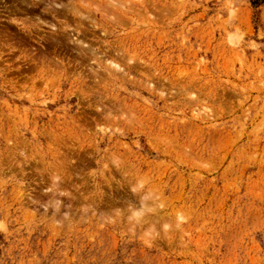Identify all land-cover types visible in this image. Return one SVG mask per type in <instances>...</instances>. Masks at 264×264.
Returning a JSON list of instances; mask_svg holds the SVG:
<instances>
[{"label": "rangeland", "instance_id": "obj_1", "mask_svg": "<svg viewBox=\"0 0 264 264\" xmlns=\"http://www.w3.org/2000/svg\"><path fill=\"white\" fill-rule=\"evenodd\" d=\"M0 264H264V0H0Z\"/></svg>", "mask_w": 264, "mask_h": 264}]
</instances>
